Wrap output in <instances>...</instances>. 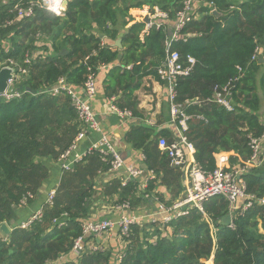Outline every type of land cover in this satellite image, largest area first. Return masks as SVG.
Instances as JSON below:
<instances>
[{
  "label": "trees",
  "instance_id": "1",
  "mask_svg": "<svg viewBox=\"0 0 264 264\" xmlns=\"http://www.w3.org/2000/svg\"><path fill=\"white\" fill-rule=\"evenodd\" d=\"M31 1L38 0H0V69H22L17 72L16 87L23 93L12 100L0 97V227L7 223L12 230L6 238L0 236V264H264V206L255 203L243 215L237 213L232 230L221 224L228 214V202L221 196L204 205L207 217L216 224L215 237L210 221L191 209L168 226L171 232L165 236L154 224L136 225L128 246L119 253H85L75 256V261H58L71 254L97 194V200L130 202L135 210L148 204L145 195L155 194L159 178L176 195L182 191V171L173 168L159 148L160 138L173 142L172 132H156L141 124L133 125L124 140L143 153L148 171L156 174L143 192L136 181L123 187L121 180L97 192L96 180L109 171L110 164L94 151L63 173L53 203L43 206L41 220L21 227L31 216L27 207L35 205L52 176V164L80 130L71 97L66 93L54 97L47 90L61 77L79 87L89 67L96 70L109 65L105 96L142 118L134 94L145 77L159 80L157 68L166 56L165 42L181 9L180 0H69L63 17L36 6L31 18L19 19L15 6ZM211 1L221 15H214L208 5H199L198 18L182 32L184 38L172 44V50L183 58L196 59L192 74L178 81L177 102L191 117L185 136L195 148L197 163L207 172L216 169L215 155L220 152L235 153L232 166L243 165L253 155L251 140L264 136V64H259L264 59V0ZM144 6L168 14L162 29L144 34L146 24L137 14ZM103 36L114 43L122 37L121 58L113 44L105 41L102 46ZM64 50L68 52L62 55ZM257 50L258 59L252 60ZM34 52L42 54L33 58ZM227 85L231 112L213 102L216 88L222 91ZM196 100L200 105L186 106L187 101ZM242 177L248 194L264 198V162ZM24 199L27 205L21 206ZM152 226L156 227V244L148 231Z\"/></svg>",
  "mask_w": 264,
  "mask_h": 264
},
{
  "label": "built area",
  "instance_id": "2",
  "mask_svg": "<svg viewBox=\"0 0 264 264\" xmlns=\"http://www.w3.org/2000/svg\"><path fill=\"white\" fill-rule=\"evenodd\" d=\"M63 2L64 0H38L37 2L31 1L27 5L21 2L15 6V11H17V17L19 19L31 18L34 15V8L37 6L58 17H63L65 15V12L62 10ZM180 3L181 9L176 14L174 30L165 42V59L157 68L159 81L165 85L167 90L170 118L171 122L176 125L178 136L171 143L165 138H160L159 148L162 152L167 154L173 168L180 169L184 172L188 185L185 197L179 202L172 205L159 203V210L154 214V217H157V219L159 218V222L155 219L153 220L152 217L149 224H154L155 226H159L160 230H165L173 221L182 216L188 215L189 211L194 209L204 214L205 218L210 221L211 229L215 237L217 231L216 224L207 217L204 208V205L210 199L221 196L227 200L228 214L231 217V224L228 228L232 230H235L234 217L237 213L240 212V214L243 215L252 208L255 203L264 206V198H257L255 195L247 193V185L242 177L250 168H257L263 164L262 152L264 150V145H262V142L264 136L261 139L251 140L253 155L250 160L243 163L241 166L230 167L229 163L231 158L229 159L226 152L217 155L216 169L211 172L204 171L197 163L195 159V148L188 142L185 136V132L187 131V121L191 117L184 113V106L177 102L178 81L181 78L189 77L192 74L196 65V59L192 56L183 58L179 52L172 50V44L184 38L182 32L192 20L198 18L196 10L199 5H208L213 10L216 8L211 0H180ZM146 9V16L150 20V23H145L146 28L144 34H147L152 28H156V30L162 29L164 27V22L168 19V14L161 11L158 7H154L153 9L147 7ZM8 25H11V22ZM104 45L105 38H102V46ZM258 56L259 50L256 51L252 60H257ZM29 60L30 59H28L27 62H29ZM11 64L14 65L13 62H11ZM109 68L110 66L105 64L100 65L96 70L89 67L87 78L79 87L68 84L67 80L64 77H61L54 87L47 90V93L54 97L62 93L68 94L77 111L80 124V130L71 146L57 161L61 166L62 172L64 173L73 170L74 166L82 161L84 157L97 151L102 161L110 164L108 172H125L126 176L121 180L122 186L125 187L130 181H135L142 176L144 171L141 168L127 166L125 164L122 154L112 142L110 135L102 132L97 120V115L94 113L91 105L92 100L97 97L98 93V73L100 71H108ZM129 68L131 67H128V69ZM21 71L22 69L17 70L14 68V78L9 80V87L7 91L0 96L1 98L12 100L22 96L23 93L16 87L18 80L17 72ZM230 88L229 85L224 87L222 91H218L216 88L213 102L231 112L234 108L230 100ZM109 102L107 108L108 115L118 117L120 123H127L134 119L131 110L120 108L115 104V98L110 99ZM190 105H200V101H187L186 106ZM199 119L202 118L199 117ZM92 134H98L99 138L94 141L87 150H83L81 147L82 143ZM55 194L56 189L49 192L46 204L53 203ZM145 196L146 198L149 197L148 194ZM26 205L27 200L24 199L21 206ZM114 206L115 209L120 211H130L132 209L130 202H124ZM42 211L43 207L35 212L29 220L23 222L21 227L28 228L33 222L40 221L43 216ZM144 219L145 218L142 216L123 214L118 220H87L82 225V234L73 243L71 254L79 257L85 253L107 252L108 250L102 245L96 244L95 240L104 237V235L110 234L112 231H117L120 240L125 243V246H128L127 244L128 239L131 236V228L136 225L144 227L146 225H144ZM54 223L56 224L57 221L55 220ZM63 224L64 222L60 223V225ZM157 240L158 237L154 236L151 239L152 244H156ZM121 258L122 256H120L119 260H121ZM58 261H61V258Z\"/></svg>",
  "mask_w": 264,
  "mask_h": 264
},
{
  "label": "crops",
  "instance_id": "3",
  "mask_svg": "<svg viewBox=\"0 0 264 264\" xmlns=\"http://www.w3.org/2000/svg\"><path fill=\"white\" fill-rule=\"evenodd\" d=\"M145 13L147 14V11ZM37 38H40V36H38ZM102 38H105V37L103 36ZM119 39L122 42V37H120ZM105 41L106 42L108 41V43L113 44V48L119 49L120 54L123 56L124 47L118 48L115 45L116 41L114 43L112 42L113 40L110 41V40H107V38H105ZM40 45H43V43ZM40 45L38 46L41 47ZM41 54L42 52H34L33 57L37 58ZM107 73L108 71H105V72L100 71L98 73V78H97L98 93H97V97L91 102L92 109L94 113L97 115V120H98V123L100 124L102 132L104 134L110 135L112 142L117 146L118 150L122 154L125 164L127 166H134L136 168H141L144 171L143 175L140 176L137 180H135L139 184V187L141 191L143 192L144 189L148 187L149 181L156 177V174L152 171L149 172L147 169L143 167V165L145 164V156L143 155L141 151H136L132 149V146L125 142L124 136H125V133L129 131L133 125L141 124L144 126L154 127L156 129V132H160L164 129H168L169 131L172 132V137H173L172 140L177 138L178 131H177L176 125L171 122V118H170L167 90H166L165 85L159 80H156L153 77H145L143 79L141 88L138 91H136V93L134 94V96L137 98L139 102V112L141 113L143 117L137 118L134 116V119L132 121H129L127 123L121 122L120 124L112 125L111 122L109 121V118L111 116L108 115L107 113V108L109 106L110 99H108L104 93V80H105ZM98 138H99L98 134L90 135L89 138H87L82 143L81 145L82 149L87 150L92 145V143L96 141ZM220 153H225V152H220ZM262 153H264V150ZM218 154L215 155L216 157L215 159H217ZM227 154L229 156V159L231 157H236V154L233 152L227 153ZM262 160L264 161V156H262ZM229 165L230 167H236L239 164L232 166L231 161H230ZM52 166H53L52 176L50 180L40 190V196L37 197L38 200H36L35 205L27 207L30 210L29 213L31 214V216L35 212L42 209V207L46 204L47 196L49 192L54 189L57 190L59 186L60 180L63 175L61 166L58 162L53 163ZM125 176H126L125 172H121V173L102 172L96 180L97 187H98L97 192H100L101 187L103 189L105 185L115 180H122ZM160 181L161 179L159 178V186H157L158 188H156L155 194L153 196H149L146 198L147 200H149L148 204L147 203L142 204L138 208H135V210L134 208L131 209L130 211L117 210L115 209V206H114L117 204L116 199L111 198L108 200L102 199V201L97 200L99 196V194H97L95 201L92 204V214L88 220H94V221H99V220H104V219L118 220L120 216H122L123 214H127L131 216L133 215L142 216L143 218H145L144 219L145 223H149L152 217H153V220L155 219L159 222V218L157 219V217H154V214H156L157 211L159 210V203H165L167 205H172L174 203L179 202L180 200H182V198L185 197V192H186V188L188 185L186 176L184 175L183 171H182V181H181L182 191L180 192L179 195L175 194L176 191H173V190L170 191L165 185L162 186L160 184ZM156 194H158V197H156ZM159 195L163 196L164 198L163 201L160 200L161 198ZM30 217L28 218V220L30 219ZM152 227L148 228L149 232L151 230H154V228ZM156 227H159V226H156ZM161 231H162L163 236L171 232L170 228H166L165 230H161ZM151 233H154V232L151 231ZM95 241H96V244L98 245L100 244L104 248L110 251L115 250L117 251V253L123 251L125 247V243L122 240H120V238L118 237L117 231H112L110 234L104 235V237L100 239H96ZM68 260L75 261L76 257L73 254H69L61 258V261H68Z\"/></svg>",
  "mask_w": 264,
  "mask_h": 264
},
{
  "label": "water",
  "instance_id": "4",
  "mask_svg": "<svg viewBox=\"0 0 264 264\" xmlns=\"http://www.w3.org/2000/svg\"><path fill=\"white\" fill-rule=\"evenodd\" d=\"M68 4H69V0H64L63 4H62V10L63 12H66L67 9H68ZM212 13L214 15H217V16H220L221 14L217 11V9H214L212 11ZM144 23L148 24L150 23V20L146 17L145 20H144ZM118 48H122V42L120 39H118L116 41V44H115ZM68 51L67 50H64L61 54L64 55L66 54ZM122 55L119 54V58H121ZM259 64H264V59L261 58L259 60ZM14 78V68L10 67V66H6V67H3L0 69V96L3 95L8 87H9V80L10 79H13ZM23 88V86H22ZM26 92H30L32 93V91L30 90V88H25ZM33 94H37V92L33 91ZM109 121L111 122L112 125H117V124H120V119L118 117H115V116H111L109 118ZM143 167L145 169L148 170V166L146 164L143 165ZM221 224L224 226V227H229L230 224H231V217L229 214H227L221 221ZM11 228L10 226L7 224V223H4L1 225L0 227V236L2 238H6L10 233H11Z\"/></svg>",
  "mask_w": 264,
  "mask_h": 264
},
{
  "label": "rangeland",
  "instance_id": "5",
  "mask_svg": "<svg viewBox=\"0 0 264 264\" xmlns=\"http://www.w3.org/2000/svg\"><path fill=\"white\" fill-rule=\"evenodd\" d=\"M148 6H144V8H142V10H140V12L138 13L137 12V14H140L139 16L142 18V20L144 21L145 20V18L147 17L146 15V8H147ZM136 14V13H135ZM145 14V15H144ZM38 44H42L41 42H39L38 41ZM262 97V96H261ZM262 106H263V108H264V98H262ZM262 113H263V111H262ZM262 156H264V153H262ZM145 224H149V223H145ZM152 228H154V230H155V227H152ZM154 230H153V232H154ZM152 231V230H151ZM151 231H150V233H151ZM161 231V230H160ZM152 234V237L151 238H153L154 236H153V233H151ZM167 235V234H166ZM207 264H209V263H207Z\"/></svg>",
  "mask_w": 264,
  "mask_h": 264
}]
</instances>
